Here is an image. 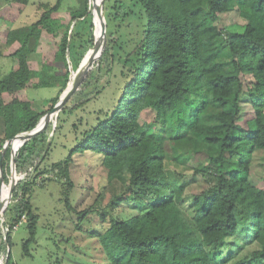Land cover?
<instances>
[{
	"label": "trees",
	"instance_id": "trees-1",
	"mask_svg": "<svg viewBox=\"0 0 264 264\" xmlns=\"http://www.w3.org/2000/svg\"><path fill=\"white\" fill-rule=\"evenodd\" d=\"M107 1L99 3L101 16ZM94 2L81 0L71 18H91ZM60 3L40 5L38 21L5 32L6 42L18 46L11 53L15 64L0 73V145L15 135L31 134L47 112L37 111L30 100L12 97L5 102L3 93L13 95L35 77L34 87L58 89L45 102L50 110L70 83L71 37L66 28L50 62L34 71L27 61L42 29L56 37L64 28L51 17ZM234 8L245 21L240 32L217 24L220 14ZM111 9L109 16L121 29L118 37L126 26H134L136 40L126 43L127 48L117 46L114 55L116 44L107 37L70 97L89 85L96 61L107 60L109 72L118 66L120 80L111 109L99 112L97 121L75 136L65 158L47 166L40 167L49 151L45 144L59 128L51 120L58 121L60 112L81 106L105 86L72 107L65 103L35 136L7 145L2 189L10 192V199L0 218L4 244L9 245L12 226L27 217L29 238L23 249L29 255L37 218L27 199L31 185L39 176L53 175L62 182L69 205L72 157L91 153L99 155L95 169L104 174L95 201L114 182L122 185L119 194L108 197V210L99 212L101 222L109 221L107 227L98 223L100 232H93L104 264H264V187L250 178L253 156L264 154V0H114ZM93 25L90 48L100 38ZM146 112L153 116L140 121ZM190 161L194 165L187 177L178 168ZM121 202L139 206L138 212L112 217V208ZM80 213L76 228L89 220L88 211ZM0 264H12L10 251Z\"/></svg>",
	"mask_w": 264,
	"mask_h": 264
},
{
	"label": "rangeland",
	"instance_id": "rangeland-1",
	"mask_svg": "<svg viewBox=\"0 0 264 264\" xmlns=\"http://www.w3.org/2000/svg\"><path fill=\"white\" fill-rule=\"evenodd\" d=\"M57 0H0V61H6L1 69V74L10 71L15 61L7 56L10 55L18 46L17 42L8 44L6 42V30H12L17 27L28 26L36 21L42 15L43 8L40 5L53 6ZM114 0H110L102 9V18L100 11L97 12L91 5L94 14L92 17L85 16L82 19H72L71 12L78 9L81 0H61L58 11L53 12L51 17L58 19L64 28L59 30V34L54 37L46 30L42 29L36 45V50L27 57L28 65L33 68H40L44 62H50L51 51H54L60 42V36L66 28L70 35V50L67 59L71 62L72 76L88 57L89 50L99 52L106 40H113L116 44L114 55H118L119 45L125 46L126 43H133L137 37V31L134 26H126L123 29L122 36L118 37L117 24L111 16V7ZM128 2V0H125ZM103 28L104 35L99 38L97 45L90 48L89 39L94 35V25ZM245 21L239 16L236 8L219 15L218 26L225 27L230 31L240 32L243 29ZM121 30V29H120ZM117 31V32H116ZM116 57V56H115ZM12 66L10 67V64ZM100 64L101 67L97 68ZM107 60L96 61L94 65V76L89 81V85L80 88L76 94L67 101V107H72L78 101L88 97L90 93L97 88L102 90L95 97L83 103L81 106L72 110L65 109L60 112L58 121L51 120L58 130L52 133L49 151L41 163V166H47L52 162L65 158L69 150L75 144V136L86 128L87 124L93 125L97 121L99 112L111 109L112 97L116 94V85L120 84L118 75V66L114 65L109 72L107 70ZM34 98L33 105L37 111H48V105L44 104L46 100L56 95L57 87H34L30 91ZM18 95V94H17ZM22 96L23 95H18ZM14 97V96H13ZM12 99V98H11ZM10 99V100H11ZM153 116L151 112H146L140 118V121L150 119ZM101 117V116H100ZM51 124V125H52ZM73 124L77 128H73ZM53 130V129H52ZM51 131V128H50ZM50 134V133H49ZM91 153L73 155V162L70 165L69 177L73 181V186L68 190V204L64 201V187L61 181L55 180L53 175L48 174L36 178V184L31 185L32 190L28 194L32 214L36 215V225L34 239L29 243L27 251L29 255L24 254V243L29 238L27 228V217H22L17 227L10 233L9 245L6 246L5 230L0 227V259L3 263L5 257L10 251L12 264H104L105 254L93 232H100V228L107 227L109 221L99 220V212L107 209L108 197L112 194H119L122 185L114 182L104 191L102 198L95 201L99 191L100 183L104 179V174L100 167L95 169V164L99 161V155L90 156ZM36 160V159H35ZM35 162V161H34ZM37 162V161H36ZM193 161L189 165L178 168L182 173L191 174ZM33 178V176L31 177ZM251 181L264 187V154L258 152L253 156V162L250 173ZM44 179V180H43ZM43 182L41 183V181ZM14 202V201H13ZM121 202L114 206L110 212L112 217L126 218L138 212L139 206ZM134 205H137L134 204ZM91 206L92 210H88ZM88 211V221L82 220L79 227L76 224L83 215L80 211ZM108 210V209H107ZM5 212V211H4ZM1 218V217H0ZM7 222V219L5 220ZM100 221V222H99ZM98 223L101 224L98 225ZM3 243V244H2ZM255 248V245L247 248L241 255ZM240 255V256H241ZM236 259V258H235ZM234 259V260H235Z\"/></svg>",
	"mask_w": 264,
	"mask_h": 264
},
{
	"label": "water",
	"instance_id": "water-1",
	"mask_svg": "<svg viewBox=\"0 0 264 264\" xmlns=\"http://www.w3.org/2000/svg\"><path fill=\"white\" fill-rule=\"evenodd\" d=\"M104 0H99L93 3V7L95 8V10L97 12L100 11L99 8V3L103 2ZM92 14H94V11L92 10ZM100 17L102 18V16L100 15ZM98 30H99V34H100V38L103 37L104 32H103V28L101 26H98ZM99 42V40L95 43V45H97V43ZM105 44L102 46V48L99 50V52L93 50L91 52V54L84 60V62L80 65V67L75 71V73L73 74L70 83L66 89V92L64 93V95L61 97V99L52 107V109L48 110L44 116H42L37 124V126L35 127V129L33 130V132L29 135H15L10 139H7L4 143L1 155H0V181L2 183V159L6 150L7 145L15 139H29L33 136H35L39 131H41V129L44 127V125L46 124V122L49 120L50 116L52 114H54L56 111L60 110V108L67 103V101L70 99L76 84L80 78L81 72L83 71V69L89 64L91 63L96 56H98L100 54V52L103 50ZM9 199H10V192L7 193V197L5 199V201L1 202V207H0V217L2 216V214L4 213V211L6 210L8 204H9Z\"/></svg>",
	"mask_w": 264,
	"mask_h": 264
},
{
	"label": "crops",
	"instance_id": "crops-1",
	"mask_svg": "<svg viewBox=\"0 0 264 264\" xmlns=\"http://www.w3.org/2000/svg\"><path fill=\"white\" fill-rule=\"evenodd\" d=\"M14 52V51H13ZM8 58H11L12 60V56L11 54L7 56ZM14 60V59H13ZM6 62V61H5ZM4 61H0V73H1V69L2 67L4 66L5 64ZM29 64V63H28ZM12 66V63L10 64V67ZM30 67V66H29ZM11 69V68H10ZM30 69L34 70V71H38L40 68H33V67H30ZM6 74V73H5ZM37 82V78H32L30 79L29 81V84L28 86H26L25 88L19 90L17 93L13 94V95H9L7 93H3L2 96H3V99L5 102L9 101L13 96L14 97H17L18 99L20 100H30V101H34V98L31 96L32 93L30 92L32 90V88H34V84H36ZM58 90V89H57ZM23 95L22 96H18V95ZM57 94V92H56ZM54 97V96H53ZM52 98V97H51ZM46 104V103H44ZM4 136V123H3V120L2 118L0 117V140L3 138Z\"/></svg>",
	"mask_w": 264,
	"mask_h": 264
},
{
	"label": "built area",
	"instance_id": "built-area-1",
	"mask_svg": "<svg viewBox=\"0 0 264 264\" xmlns=\"http://www.w3.org/2000/svg\"><path fill=\"white\" fill-rule=\"evenodd\" d=\"M3 146H4V144L2 145H0V155H1V152H2V149H3ZM1 189H2V183H1V181H0V196H1ZM0 227H2V225H0ZM17 227V224H15L14 226H12V229L14 230L15 228Z\"/></svg>",
	"mask_w": 264,
	"mask_h": 264
},
{
	"label": "bare ground",
	"instance_id": "bare-ground-1",
	"mask_svg": "<svg viewBox=\"0 0 264 264\" xmlns=\"http://www.w3.org/2000/svg\"><path fill=\"white\" fill-rule=\"evenodd\" d=\"M96 1H99V0H96ZM95 27L98 29V26H97L96 24H95ZM98 31H99V30H98ZM1 192H2L3 194L0 196V198H1L2 200L5 201L7 195L4 193L3 189H1Z\"/></svg>",
	"mask_w": 264,
	"mask_h": 264
}]
</instances>
